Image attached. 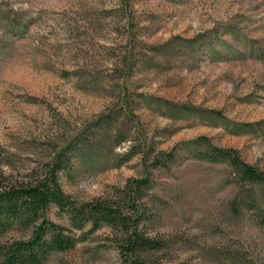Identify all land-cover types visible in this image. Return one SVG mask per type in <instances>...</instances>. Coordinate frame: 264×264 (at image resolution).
<instances>
[{
	"label": "rangeland",
	"instance_id": "374dc122",
	"mask_svg": "<svg viewBox=\"0 0 264 264\" xmlns=\"http://www.w3.org/2000/svg\"><path fill=\"white\" fill-rule=\"evenodd\" d=\"M102 116L129 142L74 155L67 194L93 201L149 176L143 227L166 243L162 264H264V228L231 208V169L184 149H235L264 171V0H0V175L39 169ZM144 145L147 159L122 163ZM47 216L77 243L45 264H123L110 228Z\"/></svg>",
	"mask_w": 264,
	"mask_h": 264
},
{
	"label": "trees",
	"instance_id": "16d2710c",
	"mask_svg": "<svg viewBox=\"0 0 264 264\" xmlns=\"http://www.w3.org/2000/svg\"><path fill=\"white\" fill-rule=\"evenodd\" d=\"M109 116L99 120L97 132L70 143L56 152L39 169L25 177L13 179L0 175V239L10 233H20L21 239L0 243V264H45L52 254L66 253L76 246L68 228L48 219L51 207H56L70 220L75 230L91 226L97 231L106 226L114 232V241L123 264H162L157 254L166 247L162 240L149 237L144 224L152 217L145 200L151 197L154 184L151 177L133 179L107 197L80 202L67 194L61 177L73 168L76 154L86 158L102 151L104 144L121 146L129 142L119 130L112 129ZM188 153L200 161L226 164L238 193L231 202L236 215L251 214L264 228V171L247 163L235 149L205 145H187ZM139 153L147 159L151 152L144 149L126 155L122 163ZM155 157L153 168L168 169L177 158L176 151Z\"/></svg>",
	"mask_w": 264,
	"mask_h": 264
}]
</instances>
